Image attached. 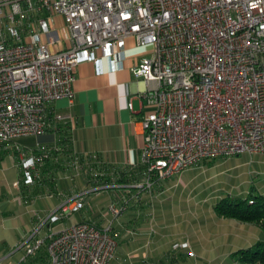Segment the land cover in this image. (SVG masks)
<instances>
[{
    "label": "built area",
    "instance_id": "built-area-1",
    "mask_svg": "<svg viewBox=\"0 0 264 264\" xmlns=\"http://www.w3.org/2000/svg\"><path fill=\"white\" fill-rule=\"evenodd\" d=\"M55 15L65 36L51 26ZM129 38L151 51L131 68L148 89L142 179L124 187L151 194L157 182L205 160L264 153V0H0V148L15 144V186H32L63 147H20L16 140L48 130L55 100L73 103L78 64L106 60L109 71L119 69ZM61 42L66 46L55 48ZM72 159L77 172L79 158ZM114 186L62 197L20 245L22 261L44 248L49 264H113L119 242L112 220L53 227L84 209L90 194ZM136 197L113 198L106 214L120 218ZM182 249L194 255L188 241L172 244Z\"/></svg>",
    "mask_w": 264,
    "mask_h": 264
},
{
    "label": "crops",
    "instance_id": "crops-1",
    "mask_svg": "<svg viewBox=\"0 0 264 264\" xmlns=\"http://www.w3.org/2000/svg\"><path fill=\"white\" fill-rule=\"evenodd\" d=\"M44 15L46 13L39 14V16ZM51 26L58 31L59 35L65 36L67 34L61 16H52ZM65 46L66 42H61L55 45V48L60 49ZM150 51L151 48L149 46H136L134 41L129 38L125 47L126 56L122 60L119 69L109 71L106 60H102L99 64L85 61L75 67V97L73 103L69 104L67 99L61 98L50 105L48 110L50 127L43 135H39L40 139L35 144L44 147L61 144L60 146L63 147L52 153V156L45 161L41 168L42 179L46 180L45 183L34 186L39 187V190H43L39 191V193L51 191L48 188L49 186L55 190L54 182H47L48 179L54 180L55 178L57 180L55 176H59L61 172L70 173L73 176L75 185L67 193L68 195L64 194L62 197L72 196L90 186L88 181L93 180L89 179V175H86V173L90 172V170H97L95 174L98 173L100 177L102 176L101 179L117 182L113 183L114 187H111L113 191L110 190L111 194L108 196L107 203L113 198L124 194H137V197L131 200V207L125 214L124 221H121L123 231L120 232L115 229L119 234V243L112 261L113 264H196L197 261L201 262V264H210L211 262L212 264H239L233 258V252L237 248L254 243L253 239L246 244L236 245L237 247H228L226 245L227 247L224 248L225 245H223L219 250L212 248L213 244H217L216 242L213 244L208 243L201 249L204 254L199 252L198 258L195 254L194 258L196 257V261L193 263L192 261L188 263L185 259L186 250L166 252L164 239L162 237H147L149 234V226L145 224L147 220H141L142 214L144 216L145 213L149 212V215L157 209L160 212L163 211L161 206L164 204L165 198L160 199L162 191L152 202L148 192L137 191L133 188L128 189L124 187V183L117 181L118 173L121 170H129L137 181L142 179L140 151L143 138L140 121L145 113V99L143 96L148 89V84L142 78L136 76L131 68L141 56ZM58 117H61V120H57ZM70 118L73 120L72 124L70 123ZM14 145V143H10L0 148V159L9 155L10 152L16 159L17 154L16 149L13 147ZM35 145L29 147H34ZM74 156L79 158L81 165L77 172L67 168L73 162L72 158ZM90 156H97V158L94 159ZM15 167L17 166L15 165ZM15 173L17 175V169H15ZM10 178H13L11 179L13 182L16 181V177L13 175ZM10 178L8 177L7 179L9 180ZM34 186L32 188L30 186H25L26 188L13 186V189L16 193L19 191L20 194L26 195L24 198L32 200L33 193L38 192ZM62 197L57 200L55 206L60 204ZM89 199L92 201L97 200L91 194ZM145 209L147 211L143 213L142 210ZM130 218L133 220L127 224ZM100 219L92 220L86 216L80 221L92 220L99 226H105L108 223L105 219ZM229 222L231 221L227 223ZM38 223L39 221L37 220L33 228ZM229 225L232 227L231 224ZM129 226L132 227V230L127 229L130 228ZM150 228H152V225H150ZM184 241H188L192 251V238L189 237L182 242ZM173 257L174 259H172Z\"/></svg>",
    "mask_w": 264,
    "mask_h": 264
},
{
    "label": "rangeland",
    "instance_id": "rangeland-1",
    "mask_svg": "<svg viewBox=\"0 0 264 264\" xmlns=\"http://www.w3.org/2000/svg\"><path fill=\"white\" fill-rule=\"evenodd\" d=\"M39 139L38 135L20 137L16 143L20 147H29L35 145ZM13 147L15 148V145ZM75 165L71 163L67 168L76 171ZM15 169H17V175ZM66 171L68 172V170ZM96 171L90 170L86 175H89L88 178L92 180ZM41 174L40 172L39 179L30 188L45 183L46 180L42 179ZM11 175L16 177V181L21 176L17 161L10 152L9 155L0 159V264H17L23 260L26 255L25 250L19 247L29 237L34 223L44 218L48 212L55 210L57 200H60L75 185L70 173L61 172L59 176H55L57 180L50 178L47 181L54 182L55 190L49 186L50 193L46 189V192L39 193L43 190L34 186L38 192L33 193L32 200H28L24 198L26 195L20 194L19 191L17 194L14 191L13 186H15L16 181L11 180L13 179L10 178ZM101 177L95 178L96 181H88L89 185L107 183ZM108 183L117 182L109 181ZM17 187L24 188L25 186L19 183ZM110 190L113 191V189L108 188L92 193L91 196L97 200L92 201L89 196L87 206L84 209L72 214L62 224L54 226L53 231L57 232L62 226L72 225L87 216L88 219L92 220L97 218L105 219L108 222L112 220V226L118 236L119 234L115 229L120 232L123 231L121 221H124L127 212L118 219H112L110 215L106 214L104 210L109 199L108 196L111 194ZM161 191L162 197L160 199L165 198L164 204L161 206L163 211L160 212L157 209L148 215L149 212L145 213L146 209L142 210L145 214L144 216L141 215V220H147L145 224L149 226L147 237H162L166 252H172L173 243H181L191 237L192 251L195 253L193 252L194 255L190 257H188L187 252L185 253L184 257L188 263H190L189 261L195 262L196 257H199V252L202 253L201 249L208 243L216 242L217 244H213L212 248L219 250L223 245H225L224 248L240 246L251 239L256 242L263 237L259 225L248 222L240 223L233 219L224 220V217L215 211L214 206L228 197L246 198L250 191L264 193V153L249 154L242 152L232 157L214 158L191 166L172 178L157 182L149 194L152 202ZM164 212L166 214L163 215ZM132 220L130 218L127 224ZM227 220L232 223H227ZM127 229L132 230V227ZM45 231L42 228L40 235L44 234ZM195 254L196 257L194 258ZM22 262L23 264H49L44 248L38 250L34 255L26 257ZM196 264H201V262L197 261Z\"/></svg>",
    "mask_w": 264,
    "mask_h": 264
},
{
    "label": "trees",
    "instance_id": "trees-1",
    "mask_svg": "<svg viewBox=\"0 0 264 264\" xmlns=\"http://www.w3.org/2000/svg\"><path fill=\"white\" fill-rule=\"evenodd\" d=\"M134 180L129 170H121L118 173L117 181L119 183L128 184L132 183ZM214 209L224 218L234 219L239 222L253 223L260 226L263 237L250 245L236 249L232 256L239 264H264V193H253L250 191L248 196L243 199L239 197H228L219 201L214 206ZM182 250H186L188 253L187 249ZM172 259H174V257Z\"/></svg>",
    "mask_w": 264,
    "mask_h": 264
}]
</instances>
